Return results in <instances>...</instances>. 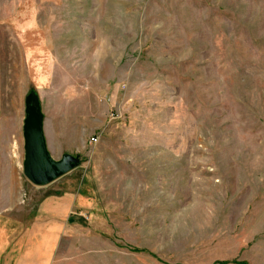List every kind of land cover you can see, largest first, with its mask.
<instances>
[{
    "label": "rangeland",
    "instance_id": "rangeland-1",
    "mask_svg": "<svg viewBox=\"0 0 264 264\" xmlns=\"http://www.w3.org/2000/svg\"><path fill=\"white\" fill-rule=\"evenodd\" d=\"M32 102L76 165L45 192ZM43 195L49 264H264V0H0V220Z\"/></svg>",
    "mask_w": 264,
    "mask_h": 264
},
{
    "label": "crops",
    "instance_id": "crops-1",
    "mask_svg": "<svg viewBox=\"0 0 264 264\" xmlns=\"http://www.w3.org/2000/svg\"><path fill=\"white\" fill-rule=\"evenodd\" d=\"M35 187L45 192L46 186ZM67 204L75 199L43 195L27 221L0 220V264H49L66 231Z\"/></svg>",
    "mask_w": 264,
    "mask_h": 264
},
{
    "label": "water",
    "instance_id": "water-1",
    "mask_svg": "<svg viewBox=\"0 0 264 264\" xmlns=\"http://www.w3.org/2000/svg\"><path fill=\"white\" fill-rule=\"evenodd\" d=\"M25 177L35 186H46L75 169L71 156L54 160L47 151L43 131V116L36 103L28 104L24 124Z\"/></svg>",
    "mask_w": 264,
    "mask_h": 264
},
{
    "label": "built area",
    "instance_id": "built-area-1",
    "mask_svg": "<svg viewBox=\"0 0 264 264\" xmlns=\"http://www.w3.org/2000/svg\"><path fill=\"white\" fill-rule=\"evenodd\" d=\"M93 141H94V142H96V141H97V139H96V138H93Z\"/></svg>",
    "mask_w": 264,
    "mask_h": 264
}]
</instances>
